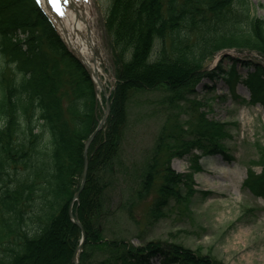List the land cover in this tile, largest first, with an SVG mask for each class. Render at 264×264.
<instances>
[{"label": "trees", "instance_id": "obj_1", "mask_svg": "<svg viewBox=\"0 0 264 264\" xmlns=\"http://www.w3.org/2000/svg\"><path fill=\"white\" fill-rule=\"evenodd\" d=\"M105 28L117 86L74 204L87 234L80 264H153L157 254L165 264H226L202 248L158 240L136 245L113 232L124 203L115 212L109 195L117 172L129 173L119 161L132 101L164 90V120L152 155L135 172L130 200L153 194V214L168 203L188 206L196 191L192 175L175 172L171 157L195 146L209 151L227 133L190 95L204 74L212 75L202 68L218 51L264 53V18L250 0H111ZM255 97L264 101V92ZM97 119L90 74L34 0H0V264H74L82 230L69 206L83 172L84 141ZM177 138L182 147L171 142ZM122 182L128 184L125 177ZM244 185L264 196V173L250 171Z\"/></svg>", "mask_w": 264, "mask_h": 264}, {"label": "rangeland", "instance_id": "obj_2", "mask_svg": "<svg viewBox=\"0 0 264 264\" xmlns=\"http://www.w3.org/2000/svg\"><path fill=\"white\" fill-rule=\"evenodd\" d=\"M110 1L88 2L92 12L90 24L98 39L95 51L97 64L103 71L101 77L108 88L113 87L112 83L115 82L104 26ZM252 1L264 5V0ZM258 14L264 16V7H258ZM228 55L238 58L236 63L242 78H246L248 73L252 74V87L262 92L264 73L256 71V64L260 63L264 68V56L235 49L226 51L224 56ZM241 59L251 62L250 65L240 63ZM220 60L221 55H217L208 61L207 68L216 69L217 74L214 77L205 76L197 85L196 92L198 99L205 102L198 111L208 113L209 118L216 122L228 123L229 137L224 140L226 150L213 153L205 150L204 153L208 154H204L203 150L193 148L172 159V166L177 171L186 173L192 170L195 173L198 193L190 208L179 212L172 205L170 211L157 218L148 213L145 202L137 203L133 206L136 220L129 217L126 208L125 217L119 226H112V231L125 228L128 239L139 245L151 240H161L166 244L177 242L194 250L203 248L204 252H211L227 264H264V197H257L243 187L248 168L260 172L262 165L259 163L264 162V158L258 161L257 148L258 142L264 141V104L250 101L252 88L246 81H239L232 89L231 82L220 76L222 69L217 66ZM232 62L230 58L224 59L223 68L227 70ZM161 94V91H146L132 101V129L124 138L121 154L125 165L129 166V173L119 170L116 174L117 179L109 195L114 207H118L120 201L127 205L132 202V177L143 166L163 122L162 105L159 103ZM182 117L184 120L190 118L191 112L185 111ZM193 136L190 134L188 139ZM177 139L179 142H171L182 147L183 139ZM192 154L199 158L192 160ZM226 154L232 158H227ZM195 164L200 166L193 170L192 165ZM124 177L128 184L122 182ZM205 190L211 192H201ZM153 262L161 264L160 256L154 257Z\"/></svg>", "mask_w": 264, "mask_h": 264}, {"label": "bare ground", "instance_id": "obj_3", "mask_svg": "<svg viewBox=\"0 0 264 264\" xmlns=\"http://www.w3.org/2000/svg\"><path fill=\"white\" fill-rule=\"evenodd\" d=\"M60 1L64 6H62V11H59L61 17L53 12L52 1L47 0L48 4L51 5V13L56 25L71 44V47L81 53L89 63L92 62L91 57L95 55L98 39L91 27V21L88 18L89 10L85 0H71V8L66 6V0ZM95 72V77L100 79L103 71L96 68Z\"/></svg>", "mask_w": 264, "mask_h": 264}, {"label": "water", "instance_id": "obj_4", "mask_svg": "<svg viewBox=\"0 0 264 264\" xmlns=\"http://www.w3.org/2000/svg\"><path fill=\"white\" fill-rule=\"evenodd\" d=\"M89 71L92 72L91 68H89ZM101 87L103 88V90H104V92H105V94H106V96H107V98H108V94H107V92H106V90H105V88L103 87L102 84H101ZM109 112H110V103L108 102V104H107V111H106V114H105L104 118L102 119V121L99 123L98 128H97V129L91 134V136H90L89 139L87 140V142H86V149L91 145V143H92V141L94 140L95 136L97 135V133L99 132V130H100L101 127L103 126V124H104V122L106 121V118H107ZM87 165H88V164H87V159H86L85 170H84V175H83V183H82V186H81V188L79 189V191H77V192L75 193V198H76V199H78V198L80 197V194H81V192H82V190H83V188H84V184H85V180H86V175H87ZM70 215H71L72 217H74V215H73V213H72L71 210H70ZM75 222H76L78 225L82 226L81 223H80V221H79V219H78L77 217H75ZM84 238H85V232H84ZM82 246H83V244H80L79 247H78V249L82 248ZM77 255H78V254L76 253L75 256H74V261H76V262H78Z\"/></svg>", "mask_w": 264, "mask_h": 264}, {"label": "snow or ice", "instance_id": "obj_5", "mask_svg": "<svg viewBox=\"0 0 264 264\" xmlns=\"http://www.w3.org/2000/svg\"><path fill=\"white\" fill-rule=\"evenodd\" d=\"M54 2H55V0H54Z\"/></svg>", "mask_w": 264, "mask_h": 264}]
</instances>
